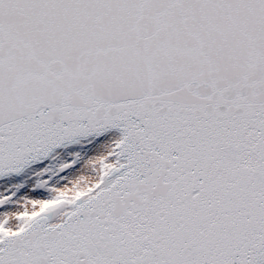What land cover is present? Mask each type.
<instances>
[{"label":"snow or ice","instance_id":"obj_1","mask_svg":"<svg viewBox=\"0 0 264 264\" xmlns=\"http://www.w3.org/2000/svg\"><path fill=\"white\" fill-rule=\"evenodd\" d=\"M0 264H264V0H0Z\"/></svg>","mask_w":264,"mask_h":264}]
</instances>
